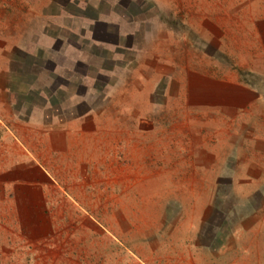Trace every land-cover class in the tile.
Wrapping results in <instances>:
<instances>
[{
	"label": "rangeland",
	"instance_id": "374dc122",
	"mask_svg": "<svg viewBox=\"0 0 264 264\" xmlns=\"http://www.w3.org/2000/svg\"><path fill=\"white\" fill-rule=\"evenodd\" d=\"M201 1L0 0V264H235L227 241L241 233L245 213L255 209L245 225L260 219L263 230L264 184L252 182L258 164L264 167L255 148L259 136L251 142L236 129H218L220 112L213 115L215 130L203 111L194 119L184 99L194 94L180 84L201 63L195 50L224 48L225 41L232 48L244 27L254 51L264 33V0L247 1L245 17L240 7ZM218 58L224 68L238 70L241 63L236 54ZM245 66L257 70L245 72V87L258 88L264 62L245 56ZM39 94L50 102L48 115L81 94L74 113L96 118L77 122L79 151L58 162L43 152L56 179L90 186V198L74 208L54 201L56 231L33 241L9 202L8 182L21 161L17 129L43 104ZM231 132L240 145L222 152L229 166H209L215 158L206 142ZM243 189L250 200L242 198ZM113 202L121 216L111 215ZM97 223L108 230L105 236ZM244 235L250 244L257 240L253 231ZM257 237L264 243V232ZM247 247L245 263H253L256 249Z\"/></svg>",
	"mask_w": 264,
	"mask_h": 264
},
{
	"label": "crops",
	"instance_id": "0c3cea01",
	"mask_svg": "<svg viewBox=\"0 0 264 264\" xmlns=\"http://www.w3.org/2000/svg\"><path fill=\"white\" fill-rule=\"evenodd\" d=\"M247 1L249 0H202L201 3L205 6V3L208 2L212 8L218 7L217 4L225 9L240 7L245 17V3ZM258 5L252 6L258 8L262 5L264 8V4L260 5L258 3ZM257 17L260 19L258 12ZM236 37L235 46L233 43L232 48H228L227 42L225 41L223 42L224 48L221 44H218L217 48H212L211 50H195L194 55L197 59L199 58L201 63H194L193 69L187 70L189 73H192L191 78H188L187 82L184 78L185 81L180 86L185 90L186 88L189 90L192 89L194 97L192 95L190 97L185 95L184 99L188 98L189 103L193 105L194 119L200 118L201 115L199 114L203 111L204 115L201 118L210 121L209 127L215 130L216 128L212 125L213 115L220 112L223 117L221 120L224 123L218 129H223V127L236 129V133L240 137H244V140L245 137H248L251 142H255L258 135L259 138L256 140L258 144H256L255 148L257 152L262 153L261 158L264 161V70L261 72V76L263 77L261 84H258V88L245 87L244 76L245 72H250V70L257 72L254 69L247 70L248 66H245V56L261 57L262 63L264 62V42L262 41L264 40V33L260 36L261 39H259L258 45L253 48L254 51L252 52L248 49V43L245 41V27L242 28V31H238ZM235 54L237 57H241V63L238 64L239 71L226 65H224V68L223 65L219 64L221 62L218 58L219 55L231 57ZM19 89L23 91L25 86H21ZM64 90L60 92H64ZM80 95L77 94L78 97L72 96L70 100L60 101L61 106L57 111L58 113L50 115H48L50 113L49 109H51L50 102L47 97L40 95L39 99L41 97L43 98V104L34 113L35 115L33 114L32 117L29 115L27 120H24L25 122L20 124L19 129H17L18 131L16 130L17 136L16 139L14 138L16 141L14 146L17 147V151L21 152L17 154L21 158V161L15 160L16 163L13 164L19 170L17 172L18 175L13 176L8 182L10 187L9 202L13 204L12 207L15 208L17 216H19L23 233L33 241L41 240L43 237L47 238L53 231H56V228L51 225L50 215L52 213L49 211L51 208L59 210L58 204L54 201H66L69 203V208H72L74 204H77V200L90 198L88 194L85 195L89 191L90 186L83 185L78 180H71V184L63 185L60 180L54 177V172L50 170L46 163L47 161L42 159L43 152L50 153L51 157L58 162L66 159L71 150L79 151L80 145H76L77 139L73 138L81 130L76 124L89 117H93L88 111L82 114L74 113L75 106L82 101ZM181 99L183 100L182 97ZM37 103L40 104L39 101ZM66 105H69V109L65 107ZM65 115L69 116L66 118L67 121H63ZM44 119L46 123L47 120L49 122L46 127ZM253 129L255 130L251 131ZM217 134L221 133L218 132ZM225 134L223 133L221 135L224 136ZM230 134L232 136L228 135L229 137L225 138L215 135L210 137L211 140L209 142H206L208 143L206 151H209V155L211 154L210 157L215 158L214 161L210 162L209 166H220L222 168L229 166L230 163L228 162L231 159L227 156L223 157L222 152L226 153L235 150L240 145V142L236 143L232 140V137L238 136H233L234 133L232 132ZM22 137H24V140ZM258 166V177L252 182L260 186L264 184V179L260 176V174L264 173V167H261L260 164ZM197 167H202V164H197ZM246 185H250V182H246ZM245 189L242 191L244 193L242 198L247 201L252 196L248 195ZM258 196L261 197L262 194L259 193ZM116 198L118 201L121 200L120 195L117 194V196H114L113 193V199ZM116 206L118 209L117 213L115 211ZM109 208L113 211L111 215L121 216L122 207L120 205H116L113 202V205L110 204ZM254 213L255 209L245 213L241 224V233L234 234L233 238L235 240L227 241L231 243L228 245V248L232 249L231 255L234 253L237 255L235 264H264V243L261 242L260 244L258 238L261 236L257 237L260 232H264V227L263 230L259 229L261 220L256 221L253 219L251 220L252 223L248 224V226L245 225V217H254ZM103 215H105V212H103ZM97 224L99 226L98 230L105 236L104 230H108L103 224ZM251 231L257 234L255 236L257 240L252 244L245 240L244 235V233ZM224 247L226 248V246ZM246 247L247 249L250 247L256 249L257 256L255 255L256 257L253 263H245Z\"/></svg>",
	"mask_w": 264,
	"mask_h": 264
},
{
	"label": "trees",
	"instance_id": "16d2710c",
	"mask_svg": "<svg viewBox=\"0 0 264 264\" xmlns=\"http://www.w3.org/2000/svg\"><path fill=\"white\" fill-rule=\"evenodd\" d=\"M26 8H23V11L25 10Z\"/></svg>",
	"mask_w": 264,
	"mask_h": 264
}]
</instances>
